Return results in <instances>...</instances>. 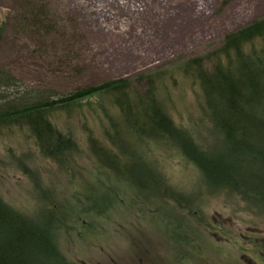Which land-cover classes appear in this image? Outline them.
Returning a JSON list of instances; mask_svg holds the SVG:
<instances>
[{
  "label": "rangeland",
  "instance_id": "374dc122",
  "mask_svg": "<svg viewBox=\"0 0 264 264\" xmlns=\"http://www.w3.org/2000/svg\"><path fill=\"white\" fill-rule=\"evenodd\" d=\"M262 17L264 0H0V67L19 86L57 95L116 79L137 84L214 51ZM194 101L189 86L175 92L171 117L186 120ZM61 119L76 128L64 129L75 142L63 157H47L28 130L0 132V198L26 216L52 219L55 246L73 264L125 258L146 236L166 243L170 263L193 242L211 264H243V247L264 239V208L239 193L209 191L178 150L127 131L111 142L94 120ZM90 129L119 155L104 154L114 169L101 168Z\"/></svg>",
  "mask_w": 264,
  "mask_h": 264
},
{
  "label": "trees",
  "instance_id": "16d2710c",
  "mask_svg": "<svg viewBox=\"0 0 264 264\" xmlns=\"http://www.w3.org/2000/svg\"><path fill=\"white\" fill-rule=\"evenodd\" d=\"M139 80L116 79L57 95L19 86L0 67V132L28 130L47 157H63L74 146L64 129L76 128L61 118L77 116L86 126L94 120L111 142L112 133L127 131L178 150L199 169L209 191L239 193L264 208V17L228 34L214 51ZM186 86L195 101L186 107L188 118L176 121L169 104ZM89 131L101 168L114 169L106 159L119 155ZM198 135L210 139L208 145ZM51 220L26 216L0 198V264H73L57 250Z\"/></svg>",
  "mask_w": 264,
  "mask_h": 264
},
{
  "label": "flooded vegetation",
  "instance_id": "af4514ba",
  "mask_svg": "<svg viewBox=\"0 0 264 264\" xmlns=\"http://www.w3.org/2000/svg\"><path fill=\"white\" fill-rule=\"evenodd\" d=\"M215 228L220 229L222 232L227 231V226L220 225L218 221H215ZM205 236L209 238L214 236V232L206 226L204 230ZM150 236H146L140 243L133 244L132 252L129 255H125V258H111L109 264H211L208 258L197 256V244L193 242L191 245L184 246L182 243L180 248V254L176 257L175 262L170 263L166 260V243L160 240H150ZM228 243L229 241H225ZM181 243V242H180ZM187 249V252H185ZM203 249V248H202ZM207 249V250H206ZM205 255L209 252V248L206 247ZM185 250V251H184ZM260 257V258H259ZM259 261H256V259ZM239 260L243 264H264V239L254 242L249 247H243V252H240Z\"/></svg>",
  "mask_w": 264,
  "mask_h": 264
}]
</instances>
